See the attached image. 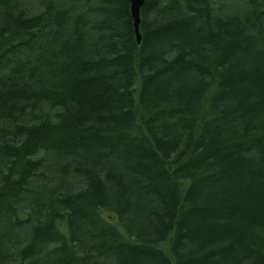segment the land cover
Segmentation results:
<instances>
[{
    "label": "trees",
    "instance_id": "16d2710c",
    "mask_svg": "<svg viewBox=\"0 0 264 264\" xmlns=\"http://www.w3.org/2000/svg\"><path fill=\"white\" fill-rule=\"evenodd\" d=\"M0 0V264H264V0Z\"/></svg>",
    "mask_w": 264,
    "mask_h": 264
},
{
    "label": "water",
    "instance_id": "95a60500",
    "mask_svg": "<svg viewBox=\"0 0 264 264\" xmlns=\"http://www.w3.org/2000/svg\"><path fill=\"white\" fill-rule=\"evenodd\" d=\"M129 2V13L132 18V27L134 32V38L136 44L140 41V33L138 30V23H139V9L143 3V0H128Z\"/></svg>",
    "mask_w": 264,
    "mask_h": 264
}]
</instances>
